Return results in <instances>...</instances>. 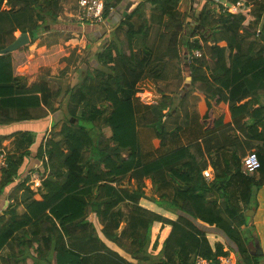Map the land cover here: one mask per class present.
I'll return each instance as SVG.
<instances>
[{"label": "trees", "instance_id": "1", "mask_svg": "<svg viewBox=\"0 0 264 264\" xmlns=\"http://www.w3.org/2000/svg\"><path fill=\"white\" fill-rule=\"evenodd\" d=\"M66 1L0 0V51L13 42L16 31L26 33L32 45L39 35L58 29L63 15L69 16L62 9ZM179 1L137 0L109 40L93 53L96 66L87 61L84 67L80 63L73 68L71 72H81L75 87L59 84L53 89L51 79L40 75L29 84L27 76L18 71L30 62L29 45L0 54V125L42 118L56 111L55 103L62 106L50 135L44 133L36 146L35 156L47 171L39 194L26 184L29 172L23 175L36 133L0 134V144L13 137L16 146L6 151V166L0 171V199L6 202L0 215V264L21 260L94 264L101 256L102 264H133L105 245L96 248L93 216L104 234L134 258H144L156 245L160 264H194L197 255L216 262L228 251L210 238L207 227H213L233 243L235 248H230L237 264H253L245 211L257 206L255 193L262 181L252 175H264V0H216L240 5L234 13L223 11L212 19L201 11L197 22L193 14L177 10ZM121 2L104 0V20ZM3 4L10 8L3 9ZM145 10L162 32L169 33L170 59L176 60L173 72L184 75V86L199 97L204 130L228 125L221 132L223 167L210 180L203 176L201 159L191 145L150 161L142 159L137 134L139 106L134 99L137 84L146 78H168L163 65L153 70V62L161 59L153 57L152 47L144 43L135 48L136 40L145 42L147 35V19H142ZM134 18L139 24L135 25ZM125 25L123 50L117 31ZM182 31L184 39L179 42ZM90 43L86 41V46ZM194 49L203 50L207 57L189 59ZM65 73L64 69L59 77ZM158 93L160 101L146 105L143 115L146 119V113L150 114L145 125L155 133V148L165 146L182 128L177 116L170 120L171 129L166 125L180 99L170 91ZM212 106L223 109L217 119ZM56 124H60L58 129ZM245 148H254L259 159L253 174L241 169ZM126 179L135 182L132 189L122 187ZM144 180L151 183V196L144 193ZM142 199L151 201L155 209H149ZM124 203L130 208L126 224L117 233L112 222ZM20 206L24 211L19 215ZM164 211L177 216L168 218ZM158 224L168 227L159 243L155 240ZM71 228L75 230L70 232ZM78 240L89 244L81 245ZM34 243V254H30Z\"/></svg>", "mask_w": 264, "mask_h": 264}, {"label": "crops", "instance_id": "2", "mask_svg": "<svg viewBox=\"0 0 264 264\" xmlns=\"http://www.w3.org/2000/svg\"><path fill=\"white\" fill-rule=\"evenodd\" d=\"M127 1L129 0H122L120 5L111 8V14L109 15V18L105 19L103 22L98 24V25H104V27L97 26V24L95 25L96 27H94V25H87L85 31L93 37L96 36L97 34H99V36L102 34L104 38L101 40H104L106 38V35L109 34V30L107 29L106 26H110V24L112 25L115 24L110 29L111 34L119 26L120 19L124 17L122 15V12ZM130 1H132L133 4L129 8L128 13L137 3V0H130ZM210 3L216 5L217 1L216 0H180L177 4V10L186 14H191V15L193 14L192 17L195 16L194 14H196V16L199 17L200 12L203 11V13H205V9ZM145 17L147 18V15ZM189 18H191L190 15L187 17V19ZM134 20L135 18L132 21ZM136 21L138 22V19H136ZM124 28L127 29V26L125 25L122 27L123 30ZM122 29H120V31ZM104 31H106L107 34L106 33L104 34ZM14 34H15L14 38L16 39L19 37L21 33L16 31ZM82 34L83 31H79V33L76 34V31L64 27L63 30H55L39 35L38 38L32 43V45H29V42L23 45V46L29 45L30 62L26 65L19 67V69H24V68L27 69L33 63H35L33 64V66H31V72L33 71L32 72L33 74L32 76H28L27 82L30 84L32 81H35L37 78H39L38 77L39 75L44 76V78L48 77V79L59 78V76L62 75L64 69L66 70V73L63 75L67 76L68 73H71L70 71H72L74 67L79 66V64L81 63L80 62L81 58L75 55L74 51L77 52V54H80L81 49L84 48L81 47L80 44L82 43H84V45L86 44V41L85 42L82 41L84 36V34L83 35ZM74 36H76V38H74ZM76 42H78L79 44V48L77 49H76V45H74V43ZM102 42L101 43L98 42V46H99L98 48L102 46ZM49 51L53 52V58L51 57L52 59L46 56V53H48ZM35 59H37L36 62ZM28 73H29L28 71H25L24 74L22 73V75H26ZM184 80L185 82H187L186 77L184 78ZM188 96L191 101V104L187 106V111L189 116L188 121L187 122L185 121L186 122L185 125L183 126V128H181L179 132V137L181 138V142H177L175 146L168 148L171 142L175 141L174 138L173 141L168 142L169 145L167 144L161 148L154 147L159 153L153 158L144 160L142 155V159L144 162L150 161L179 146L191 145L201 159V166L203 168L202 172L207 173L208 174L207 180H210L214 177V173L216 171H219L223 167L221 149L223 147L224 140L221 132L225 127H228V125L220 126L211 131H205L204 125L201 123L200 120V109H199L200 99L194 93H191ZM134 99L136 100L137 98L135 97ZM179 99L181 104L180 107L178 106L179 111L177 110L178 112L175 114V116L177 117L182 116V112L180 111L183 101L182 96L179 97ZM243 101L245 100H242L241 103ZM56 105L58 106V103H55V107H57ZM257 106L258 105H255L254 107ZM59 112L60 110H56L54 112H47V114L42 118L23 120L8 125H0V134H9L16 131H32L36 133V136L38 138L40 134L43 135L42 133L43 131L47 132L48 130H50L53 121H55L58 118ZM222 114H223V109L216 106H212V115L214 118L217 119ZM230 126L232 127L234 126L233 121L230 122ZM238 132L239 131L236 130V133ZM182 133H184V136L182 135ZM137 134H138V130H137ZM138 141H139V136H138ZM139 145H140V141H139ZM227 148L228 146H226V149ZM30 164L34 166L37 163H30ZM24 169H26L25 165L23 167V170ZM42 191L43 189L40 190V192ZM2 200L3 198L0 199V202ZM255 200L257 202V206L251 207L245 211V216L249 218L248 220L249 226L248 228L245 229V233L248 236V238L252 239L249 244V249L251 253L255 255V261L253 260V264H264V176L262 177V181L259 188L256 190ZM5 205L6 202L4 203V206ZM148 208L152 210L155 209V207H148ZM127 212L128 211L124 210L123 207H120L118 210H116V216L113 218V222H112V224L116 228L113 229L114 232L119 233L126 224ZM164 216L171 219H175L177 214L172 213L170 211H164ZM93 217L96 218L95 216ZM94 218H92V223L95 227V232H96L94 234L98 238V241L96 240L94 241L95 243L94 245L97 246L96 248L103 249L104 247H102V245H105L108 249L112 250L113 252H116L117 255H119L126 261L133 264H136L138 262L139 264H160L158 248L156 245L151 247V250H149L150 254L149 255L146 254L144 258L143 257L134 258L131 254L122 250L114 241L108 238L104 234L103 230L100 229L99 232L98 228L95 225ZM205 226L208 225L206 224ZM207 228H208L207 229L208 233L210 234L209 236L214 242H221L224 245L223 248L224 250H227L228 252L233 253L235 255L233 250H231L230 248V247L235 248L233 243L226 238L223 232L218 231L213 227H207ZM111 229L112 228L110 226L109 231H111ZM74 230H75L74 228H71L70 232H73ZM167 232H168V227L166 225L158 224L155 231V240L159 243L160 239L163 236L165 237ZM78 243H80L81 245L89 244L88 242H86V240H82V241L78 240ZM99 251L102 253V250ZM104 255L107 256L106 254ZM103 261L104 258L101 256L95 260L94 264H102Z\"/></svg>", "mask_w": 264, "mask_h": 264}, {"label": "rangeland", "instance_id": "3", "mask_svg": "<svg viewBox=\"0 0 264 264\" xmlns=\"http://www.w3.org/2000/svg\"><path fill=\"white\" fill-rule=\"evenodd\" d=\"M221 2L222 1L217 2L216 5L210 3L211 5L209 4L207 6V8L205 9L206 14L205 13L204 14L207 15L208 18L212 19V18L217 17L219 15L218 13H223V5ZM225 3H227V2H225ZM238 5H240V3ZM236 6L237 5L231 4L230 6L227 5L226 8L230 10L229 12L234 13ZM2 8L8 9V8H10V6L8 4H3ZM62 9H64L63 11H65L70 16L63 15L64 22H61L57 26L58 29H55V30H63L64 27H67L68 29L70 28V29L76 31V34H78L79 31H83L84 36H83L82 41L83 42L90 41L91 43H90L89 47H87L86 44L84 45V43H82L84 46L82 44H80L81 47H84L83 49H81V53L77 54V52H75V51H74V53L79 58H81V63H82V64H80L81 67H84L85 62H87V61H88V64H90L92 66H96L97 62L94 60L93 53H95V51L99 47L98 42L101 43L103 41L102 42V44H103L105 41H107L111 37L110 29L115 24H113V25L110 24V26H106V24H105V26L109 30V34L106 35V38L104 40H101L104 38L102 34L100 36H99V34H97L96 36L93 37L85 31L87 25H94V27H96L95 26L96 24H90V23L85 22V21L80 19L79 15H78V8L75 4V0H67L66 2H63ZM143 15L144 16L142 17V19H147V22H146L147 28H148L147 35L145 37V42L143 39L136 40L135 48L137 50L140 49V47H142L144 43L146 45L152 47L153 57L156 59H161L160 62H157V61L153 62V64H152L153 70L158 71L160 69V67L163 65L166 69L165 72L168 75L167 79H161L158 81H154L153 79L146 78L137 84V93L135 94V97L137 98L136 100L139 101L138 102L135 100V103L139 106L137 109V112H136L137 130H138V136H139V141H140V145H139L140 151H141V154L143 155V159L146 160V159L153 158L154 156H156L159 153L153 146V139L152 138L155 136V133L152 130V128L145 125L146 121L150 120L149 119V116H150L149 113H146V116H147L146 119H144V117H143L144 111H146V105L157 104L160 101V96H159L158 91H162V90L165 92L170 91L178 99H179V97L182 96L183 101H182V105H181L182 107L180 109V111L182 112V116H179L178 118L180 119L179 123L182 125L181 127L183 128L185 123L188 121V117H189L188 111H187V106L189 104H191V101H190L188 95H190L193 92L190 90V87L184 86V75H182V74L176 75L175 74L176 72H173V69L176 66V64H175L176 60L170 59L171 55L173 54V51H172V47H170L168 45L169 33L162 32L160 26H158L154 23L156 19H152V16L150 17V15H151L150 11H146V10L143 11ZM146 15H147V18L145 17ZM61 18H62V16H61ZM192 19L196 22L198 21V17H196V14H195V16L192 17ZM139 22H140V20H138V22L136 21V19L134 20L135 25L139 24ZM97 26H101V27L103 26L104 27V25H98V24H97ZM196 26H198V24ZM125 29L126 28H124V30L122 29L121 31L120 30L117 31V37L121 41V44H122L121 48L123 50H125V48H126V45L124 42V35H125L124 31H125ZM94 31H96V30H94ZM105 33H106V31H104V34ZM178 37H179V42L182 39H184L183 31L179 34ZM74 38H76V36H74ZM74 45H76V49L79 48L78 42L74 43ZM46 56H48V57H50V59H52L53 58V52L49 51L48 53H46ZM46 56H45V58H46ZM36 61H37V59H35V62ZM33 64H35V63H33ZM33 64L31 66H33ZM31 66H29V68H27V69L26 68L18 69V71L20 72V74H22V73L24 74L25 71H28L29 73L26 74V76L28 78V76H32V74H33L32 73L33 71L31 72ZM78 68H76V70ZM72 71H73V69H72ZM79 79H81V72L76 71V72L68 73L67 76H64V77L51 79L50 82H51V86L53 87V89L57 88L59 86V84L64 86V87H66L67 85H71V86L75 87L76 84L78 83ZM65 81L67 82V84ZM178 102H179L178 100L175 101L176 111L173 113V116H171L170 118H168L166 120V125L169 129H171L174 125L170 122V120L172 119V117L175 118V114L179 111L178 110ZM61 107L62 106L58 105L56 110L61 109ZM179 107H180V105H179ZM186 112H187V116L184 117V113H186ZM59 125L60 124H57L56 129L59 128ZM42 133L43 134L45 133V136L50 135L49 130L47 132L43 131ZM182 135L184 136V133H182ZM41 137H42V135L40 134L39 137L36 138V140L32 144V146H30L32 149L31 150L32 152L29 155L30 158L27 161L28 163L24 164L26 169H25V171H23V175L26 173V171H28L29 173L38 172L41 175L45 174L43 166L40 162L41 158H38L37 156H35L36 146L38 145V143L40 141L38 139H40ZM173 140H174V138L169 139L167 141L166 145L168 144L169 141L171 142ZM177 142H181V138L179 137V133L175 137V141L171 142L170 145L168 144L169 145L168 148L175 146L177 144ZM14 143H15V141L13 140V137L8 138L7 140L2 141V143L0 144V148H3L5 151H12L16 147L14 145ZM249 150H255V149L254 148H252V149H246L245 148V150H242L243 155L245 153H247ZM30 163H37V164L32 166ZM252 176L254 177V179L257 180V179L263 177L264 175L261 176L259 174V172H256ZM122 184H123L122 187H125L127 189H132L135 186V182L133 180L128 182L127 179ZM39 192L40 191H38L37 193L39 194ZM33 193H35V192H33ZM144 193L147 196H151L153 193V189L151 188V183L149 180H144ZM3 200L0 202V215L5 208ZM142 202L147 204L150 207H154V204L147 199H142ZM128 205L129 204L124 203V204H121V206H119V207H123L124 210L128 211V209H129V208H127V207H129ZM23 211H24V207L20 206L18 208V214L19 215L22 214ZM94 220H95V225L100 232L99 223L97 222L96 218H94ZM248 220H249V218H248ZM251 240L252 239L249 238V243L251 242ZM35 246H36V244L34 243V247L29 249L28 253L32 254L35 251ZM18 248H19L18 246H15V252H17ZM146 254H145V256H146ZM35 259H37V256L35 257ZM18 264H32V263L29 260H21Z\"/></svg>", "mask_w": 264, "mask_h": 264}, {"label": "built area", "instance_id": "4", "mask_svg": "<svg viewBox=\"0 0 264 264\" xmlns=\"http://www.w3.org/2000/svg\"><path fill=\"white\" fill-rule=\"evenodd\" d=\"M239 4V3H238ZM223 11H230L226 8L227 5H231L223 2ZM238 6V5H237ZM236 6V7H237ZM235 7V10H236ZM78 15L81 20L88 22L90 24H99L104 21L103 10H104V0H77ZM233 13V12H231ZM206 53L200 49H194L189 56V59H201L205 58ZM6 151L0 150V171L6 166ZM259 159L254 150H249L241 160V169L245 174H253L259 168ZM46 174L47 171H44ZM45 174L41 175L38 172L29 173V178L27 180V185L32 192L37 193L42 190V180ZM205 178H208L207 173H203ZM194 264H237V259L233 253L228 252L227 255H220L217 261L204 258L200 255L195 256Z\"/></svg>", "mask_w": 264, "mask_h": 264}, {"label": "water", "instance_id": "5", "mask_svg": "<svg viewBox=\"0 0 264 264\" xmlns=\"http://www.w3.org/2000/svg\"><path fill=\"white\" fill-rule=\"evenodd\" d=\"M132 4H133V2L130 0L126 2L124 9H123V12H122V15L124 17L128 14V10ZM28 42H29V36L26 33H21L18 38H16L13 42H11L3 50H1L0 53H6V52L12 51L14 49L20 48L23 45L27 44Z\"/></svg>", "mask_w": 264, "mask_h": 264}]
</instances>
